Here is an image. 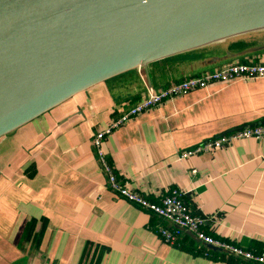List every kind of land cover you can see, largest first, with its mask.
<instances>
[{
    "label": "crops",
    "instance_id": "obj_1",
    "mask_svg": "<svg viewBox=\"0 0 264 264\" xmlns=\"http://www.w3.org/2000/svg\"><path fill=\"white\" fill-rule=\"evenodd\" d=\"M242 49L220 41L99 82L0 137V264H257L156 232L161 220L106 187L96 131L147 86L159 89L237 61L264 63V31ZM264 122V77L188 92L128 120L102 149L120 180L156 199L183 191L205 232L264 252V137L211 152L179 154L222 133ZM195 169L196 173H191Z\"/></svg>",
    "mask_w": 264,
    "mask_h": 264
},
{
    "label": "water",
    "instance_id": "obj_2",
    "mask_svg": "<svg viewBox=\"0 0 264 264\" xmlns=\"http://www.w3.org/2000/svg\"><path fill=\"white\" fill-rule=\"evenodd\" d=\"M261 26L264 0H0V137L108 78Z\"/></svg>",
    "mask_w": 264,
    "mask_h": 264
},
{
    "label": "built area",
    "instance_id": "obj_3",
    "mask_svg": "<svg viewBox=\"0 0 264 264\" xmlns=\"http://www.w3.org/2000/svg\"><path fill=\"white\" fill-rule=\"evenodd\" d=\"M260 77H264V63L237 61L202 74L189 75L159 89L147 86L145 96L140 101L126 107L117 116L112 118L106 127L95 132L92 146L104 174L106 187L118 197L158 217L161 220V224L157 225L156 232L164 243L174 246L179 245L182 236L185 233H190L201 244L216 247L246 261L264 264V252L243 249L237 245L215 239L205 232L203 229L205 219L191 211L184 199L183 191L171 189L169 192L163 193L156 199H153L148 195L129 188L125 181L119 179L112 163L104 153L102 149L104 138L128 120L146 110L160 105L167 100L185 95L190 91L206 88L215 83L226 84L237 79L251 80ZM263 137L264 122L233 129L183 150L179 154L178 159H185L203 152H211L238 139H261ZM196 172L195 169H191V173L194 174Z\"/></svg>",
    "mask_w": 264,
    "mask_h": 264
},
{
    "label": "trees",
    "instance_id": "obj_4",
    "mask_svg": "<svg viewBox=\"0 0 264 264\" xmlns=\"http://www.w3.org/2000/svg\"><path fill=\"white\" fill-rule=\"evenodd\" d=\"M256 43L257 42H249V41H245L242 38H238V39H234V41H231L229 45L231 48L239 50L246 46H249L250 44H256Z\"/></svg>",
    "mask_w": 264,
    "mask_h": 264
},
{
    "label": "rangeland",
    "instance_id": "obj_5",
    "mask_svg": "<svg viewBox=\"0 0 264 264\" xmlns=\"http://www.w3.org/2000/svg\"><path fill=\"white\" fill-rule=\"evenodd\" d=\"M259 32H262V31H255V32H251V33H248V34H244V35H240V36H236V37H232V38H228L226 39L225 41H229V40H234V39H238V38H243V37H247L249 35H254V34H258ZM212 44H209L207 46H211ZM215 45V44H213ZM207 46H203V47H200V48H197V49H193V50H189V51H185V52H182V53H179V54H176V55H180V54H183V53H189V52H192V51H196V50H199V49H202L204 47H207ZM172 57V56H171Z\"/></svg>",
    "mask_w": 264,
    "mask_h": 264
},
{
    "label": "bare ground",
    "instance_id": "obj_6",
    "mask_svg": "<svg viewBox=\"0 0 264 264\" xmlns=\"http://www.w3.org/2000/svg\"><path fill=\"white\" fill-rule=\"evenodd\" d=\"M258 29H260V30H258ZM255 30H257V31H264V26H261V27H257ZM255 32V31H254ZM218 42H220V41H217V42H214V43H218ZM207 46V45H206Z\"/></svg>",
    "mask_w": 264,
    "mask_h": 264
}]
</instances>
